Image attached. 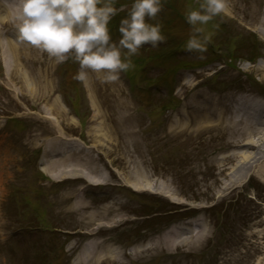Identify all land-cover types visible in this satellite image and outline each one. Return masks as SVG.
<instances>
[{
	"label": "rangeland",
	"instance_id": "obj_1",
	"mask_svg": "<svg viewBox=\"0 0 264 264\" xmlns=\"http://www.w3.org/2000/svg\"><path fill=\"white\" fill-rule=\"evenodd\" d=\"M115 1L116 6L119 3L130 6L132 2ZM169 1L176 6L182 3L181 0ZM190 1L192 6L198 3L191 9L203 2ZM231 2L227 0L226 11L201 27L212 44L217 43L224 53H227L223 46L226 41L247 51L234 62L243 73L231 79L245 85L242 90L229 85L228 70L215 80L202 79L205 72H182L185 64L193 69L200 60L184 59L175 95L168 97L164 92L172 86L169 78L150 81L149 72L144 73L142 69L141 54L132 56L134 67L120 72L116 79H105L103 73L89 71L88 78L80 83L74 79L79 63L71 57L57 63L27 42L24 45L30 48L24 46L16 52V57L8 56L0 48V264H30L31 259L27 262L24 257L40 246L49 249L51 254H58L48 257L46 264H74L77 257L78 264H96L93 259L86 261L92 252L84 246L86 239L96 240L88 233L99 224H112L114 218H122L124 210L118 207L120 201H128L134 210L142 203L169 208V204L155 198L162 195L151 193L161 188L163 195L180 202L177 204L183 211L192 206L200 209L219 205L217 211L220 210L221 218L228 217L236 224L233 233L217 240H212L206 232L181 245L155 247L149 250L150 259L158 261L169 256L174 260V263L169 259L164 264H229L230 261L232 264H264V114L255 115L252 126L251 121L219 124L213 114L219 115L225 109L223 116L229 118V106L221 104L214 111L209 92L202 90V97L197 98V87H193L198 79L206 84L209 81L219 90L211 94L215 104L223 101L245 109L250 102L247 92L257 94L248 86L249 78L264 85V55L257 58V53L264 54V30L254 22L258 19L255 15L253 21L252 15L244 11L260 13L261 19L264 3L259 5L252 0L245 8L246 1L240 2L236 11H231ZM182 7H185L183 3ZM161 13L164 18L168 17L166 8ZM117 21L119 23L120 18ZM229 24L232 30H227ZM7 26L10 29L7 33L13 34L14 22ZM176 30L179 29L174 30L175 35ZM188 30L192 31L184 28L189 38L191 31ZM232 36L238 39L234 41ZM192 52L194 56L199 53ZM250 56L255 58L250 59ZM157 88L165 96L155 93ZM165 100L175 104L181 101L180 107L173 111ZM184 101L186 106L195 108L186 113L182 108ZM155 107L158 110L150 111ZM201 109H207V122L203 127H192ZM191 112H194L192 116ZM246 115L240 116L250 120ZM179 124L192 127L187 130L191 135L186 133L177 148L171 147L163 155L180 158L184 155L183 159L173 169L167 168L162 160L151 161L155 144L164 145L162 141L181 130ZM214 128L225 130L229 144L225 145L222 137L210 136ZM74 139L83 141V147L65 156L45 151ZM256 141L259 147H252L250 151L256 156L246 165V170L239 172L240 167L235 170L242 161L239 153ZM235 144L243 145L240 152L234 149ZM144 171L152 179L146 181L145 178L140 184L136 177ZM62 175L76 179L61 181ZM153 180L157 190L150 186L154 185ZM252 182L256 185H251ZM135 183L141 193L135 192L133 196L129 185ZM236 200L247 211L244 221L226 213L229 203ZM211 221L212 217L208 222L210 233L213 231ZM186 229L188 227H183ZM150 235L145 243L155 239L156 233ZM106 239L100 238L101 241ZM71 243L74 246L67 251ZM105 252V245L98 250L100 255ZM143 255L147 254L140 256ZM141 258L137 259L140 264H152ZM161 260L155 264H163Z\"/></svg>",
	"mask_w": 264,
	"mask_h": 264
},
{
	"label": "clouds",
	"instance_id": "obj_2",
	"mask_svg": "<svg viewBox=\"0 0 264 264\" xmlns=\"http://www.w3.org/2000/svg\"><path fill=\"white\" fill-rule=\"evenodd\" d=\"M12 19L18 39L46 52L57 63L70 57L79 63L74 79L84 81L89 71L116 79L134 67L132 56L149 44L158 46L166 39L162 24L153 23L164 8L163 0H132L118 8L115 0H11ZM227 0H203L185 14L192 34L184 47L205 52L210 36L204 33L214 17L226 11ZM127 8L120 20L118 41L112 39L110 21ZM126 50V51H125ZM203 58V57H201Z\"/></svg>",
	"mask_w": 264,
	"mask_h": 264
},
{
	"label": "bare ground",
	"instance_id": "obj_3",
	"mask_svg": "<svg viewBox=\"0 0 264 264\" xmlns=\"http://www.w3.org/2000/svg\"><path fill=\"white\" fill-rule=\"evenodd\" d=\"M245 1H246V4H244ZM240 2H241V4H244L245 8H247L246 6L252 4V0H232L231 11H236V9L239 7ZM254 3L255 4H262V3H264V0H254ZM2 10L5 13L2 12ZM249 10L250 9H245L244 11L249 12L252 15V20L253 21H254V15H255L258 19L256 21H254V22H257V24H259L260 27L264 30V12H262L263 18L260 19L259 18L260 17V13L250 12ZM12 21H13V19H12V5L8 4L7 5V9H6V7L4 6L3 2L0 0V48L8 56L11 55L12 57H16L17 56L16 52L18 50H22L24 48V46L27 47V49L30 48V47L28 45H24V44H22L21 46H18L17 42H15L12 37L9 38L6 35V33H4V31L8 30V26L7 25L10 22H12ZM3 28H4V30H3ZM14 28L16 29V27H14ZM17 37H18V35H17ZM253 111H254L255 114H259V115L263 114L262 112H264V102H256V103H254L253 104ZM223 122L224 121H223L222 118L218 119V123L219 124H222ZM180 126L183 127V124H180ZM189 133L190 132H188V134ZM213 135H215V133H210V136H213ZM261 140H263V139H261ZM249 144H250L248 146L249 148H245L246 149L245 152H240L239 153V155L242 156V161H241L240 165L235 169V170H237L240 167L241 169H238L239 172H241L243 169L246 170V168H247L246 165L256 156L255 154L250 153V151H251L252 147H253V149L259 147V145L257 144V141L253 142V143H249ZM142 164L144 165L145 162L142 161ZM234 173H235V171H234ZM150 177H151V175H149L148 173H146L144 171V173L139 174L136 177V180H137L138 183L141 184V183L144 182L145 178L147 179L146 181H150L152 179V177L151 178ZM130 179H132V177H130L129 180ZM138 183L133 184L134 187L132 185H130V187H132L134 190L140 191L141 189L137 187ZM153 184L154 185H150V186H153L154 188H156L157 186H155V184H156L155 180H153ZM162 189L163 188L158 189V191H156V192L157 193H162ZM156 190H157V188H156ZM114 219H117V218H114ZM177 229H180V228L171 229L168 232H166L162 237H157L156 238V243L154 245H151V246L147 245V246H145V248L143 250H142V246H140V248H139L140 251L139 252L141 253L143 251L151 250V249H153L155 247H159V248L169 247L171 245H176L179 241L190 242V241H192L194 239H198L201 236V233H202V231H199L194 236H192L191 238H184L182 235H180V233H179V231ZM97 230H98V228H94L92 233H89V235H93ZM194 232L195 231H193L192 233H194ZM181 239H183V240H181ZM108 251L112 252L110 249ZM114 252L118 253L117 251H114ZM111 256H112V253H111V255L109 257L108 256H106V257H107V259H111L112 258ZM118 257L119 256L116 255L115 259H118ZM90 259L96 260L97 262H100V261L104 260L102 257H100L98 255L97 252H94V251H92L91 254L87 256V260L86 261H88Z\"/></svg>",
	"mask_w": 264,
	"mask_h": 264
}]
</instances>
